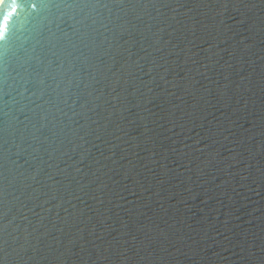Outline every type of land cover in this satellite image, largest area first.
Here are the masks:
<instances>
[{"label":"water","instance_id":"obj_1","mask_svg":"<svg viewBox=\"0 0 264 264\" xmlns=\"http://www.w3.org/2000/svg\"><path fill=\"white\" fill-rule=\"evenodd\" d=\"M35 2L0 11V264H264V0Z\"/></svg>","mask_w":264,"mask_h":264},{"label":"snow or ice","instance_id":"obj_2","mask_svg":"<svg viewBox=\"0 0 264 264\" xmlns=\"http://www.w3.org/2000/svg\"><path fill=\"white\" fill-rule=\"evenodd\" d=\"M5 3V0H0V5H3ZM40 5L41 9L45 8L48 6V2L47 0H36L35 3H32V7L33 8H37V6ZM16 11V9H15ZM8 22V17L5 16L4 17V25H6ZM9 33L6 32L5 30H3V25H0V54L3 53V50L5 49V47L7 46L8 42H9Z\"/></svg>","mask_w":264,"mask_h":264},{"label":"bare ground","instance_id":"obj_3","mask_svg":"<svg viewBox=\"0 0 264 264\" xmlns=\"http://www.w3.org/2000/svg\"><path fill=\"white\" fill-rule=\"evenodd\" d=\"M4 5V4H3ZM3 5H0V11H1V9L3 8Z\"/></svg>","mask_w":264,"mask_h":264}]
</instances>
